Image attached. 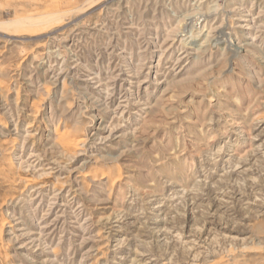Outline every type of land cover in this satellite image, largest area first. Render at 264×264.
Here are the masks:
<instances>
[{
  "label": "rangeland",
  "instance_id": "374dc122",
  "mask_svg": "<svg viewBox=\"0 0 264 264\" xmlns=\"http://www.w3.org/2000/svg\"><path fill=\"white\" fill-rule=\"evenodd\" d=\"M0 264H264V0H0Z\"/></svg>",
  "mask_w": 264,
  "mask_h": 264
},
{
  "label": "bare ground",
  "instance_id": "6f19581e",
  "mask_svg": "<svg viewBox=\"0 0 264 264\" xmlns=\"http://www.w3.org/2000/svg\"><path fill=\"white\" fill-rule=\"evenodd\" d=\"M203 16V15H202ZM246 21V20H245ZM193 22V21H192ZM201 32H199V33H197V34H195V35H193L189 40L190 41H195V40H197V39H199V34H200ZM196 42V41H195ZM207 42V41H206ZM191 43V42H190ZM194 44V43H193ZM239 49V48H238ZM243 50V49H242Z\"/></svg>",
  "mask_w": 264,
  "mask_h": 264
}]
</instances>
